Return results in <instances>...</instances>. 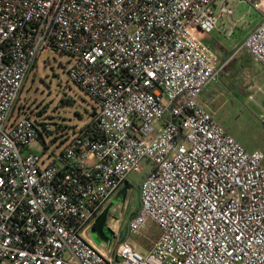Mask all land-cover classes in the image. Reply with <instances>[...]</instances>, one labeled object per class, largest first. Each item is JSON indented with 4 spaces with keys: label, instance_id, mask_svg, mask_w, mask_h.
Masks as SVG:
<instances>
[{
    "label": "built area",
    "instance_id": "2783aa9c",
    "mask_svg": "<svg viewBox=\"0 0 264 264\" xmlns=\"http://www.w3.org/2000/svg\"><path fill=\"white\" fill-rule=\"evenodd\" d=\"M216 1L0 0V264H264V152L201 103L239 52L264 66V0H238L262 20L224 60L198 37L218 28ZM47 50L74 58L98 111L44 160L32 148L55 125L17 107ZM145 162L128 236L160 235L103 251L87 231Z\"/></svg>",
    "mask_w": 264,
    "mask_h": 264
},
{
    "label": "rangeland",
    "instance_id": "374dc122",
    "mask_svg": "<svg viewBox=\"0 0 264 264\" xmlns=\"http://www.w3.org/2000/svg\"><path fill=\"white\" fill-rule=\"evenodd\" d=\"M225 2L232 5L228 15L234 20L230 27H234L236 31L234 39L237 40L245 31H250L259 24L262 13L253 9L249 3L238 0H220L217 8H214L217 16L221 12L220 6ZM222 41L231 49L235 47L233 38H222ZM241 52L234 57V68H225L218 82L210 85V111L227 133L247 151L264 152V66L246 51ZM73 63L74 58L69 54L51 50L42 52L18 101L17 112L21 110L23 115L33 119L45 118L55 125L53 136L46 140L47 146L39 144L32 148L44 160L59 155L64 147V138L71 137L76 130L86 127L98 111L91 96L70 80L68 70ZM252 95H256L255 100L250 99ZM61 130L63 137L60 136ZM151 169L152 166L145 162L141 172L129 175L127 183L131 191L125 204L118 201L109 212L105 229L112 246L127 239L128 221L140 207V183ZM159 235L157 226L149 223L139 235L126 241L136 244L140 251H144L152 247Z\"/></svg>",
    "mask_w": 264,
    "mask_h": 264
},
{
    "label": "crops",
    "instance_id": "0c3cea01",
    "mask_svg": "<svg viewBox=\"0 0 264 264\" xmlns=\"http://www.w3.org/2000/svg\"><path fill=\"white\" fill-rule=\"evenodd\" d=\"M220 0H217L215 3V8H217V5L219 4ZM221 7V12L219 14V25L218 28L212 32L210 35H206V34H202L200 33L198 35L199 39L208 44L212 51L220 58V59H228L234 52L235 50L240 46V44L244 41V39L250 34V32H252L257 26L258 23L255 25V27L253 29H251L250 31H245L242 35L239 36V38L236 40L234 39L235 35H236V31L234 30L233 35L232 36H228V30L230 29L232 22L234 20H231L229 18L228 12H230V9L232 7V5H230V3L225 2L222 4ZM215 10V9H214ZM216 13V10H215ZM231 14V13H230ZM232 18H234V15L232 16ZM262 20V17H261ZM260 20V22H261ZM259 22V23H260ZM216 33V34H215ZM222 38L230 40L231 38H233V40H235L236 44L235 47L233 49H231L230 47H228L226 45V43H224L222 41ZM232 50V51H231ZM242 53V52H241ZM248 53V52H247ZM249 54V53H248ZM213 84V83H212ZM211 85V84H210ZM210 85H208L202 96H201V103L203 105H205L209 110H210V101L211 99L209 98V87ZM127 187V195L125 198V201H120V199L117 197L118 193L124 188ZM131 191V188L129 187L128 183H126L108 202V204L105 206L104 210L106 208H108L111 204L115 203L116 201H120L121 204H125L127 197L129 195V192ZM140 195V193H139ZM116 202V203H117ZM115 203V204H116ZM114 204V205H115ZM114 208V207H113ZM112 208V209H113ZM104 210L102 212H104ZM137 214V212L135 213ZM134 214V215H135ZM100 216V215H99ZM98 216V217H99ZM97 217V218H98ZM133 218V217H132ZM131 218V219H132ZM96 221V220H95ZM95 221L90 225L88 231H87V238L89 239V241H91L96 247H98L99 249L103 250V251H108V249L112 246V241L108 238H104L102 236H100L97 232H93L92 228L95 224ZM129 222V221H128ZM128 234V233H127ZM127 237V236H126ZM122 242V241H121ZM120 242V243H121ZM140 249L142 250L143 247H141V245L139 246ZM143 251V250H142ZM147 250H144L143 252H145Z\"/></svg>",
    "mask_w": 264,
    "mask_h": 264
},
{
    "label": "water",
    "instance_id": "95a60500",
    "mask_svg": "<svg viewBox=\"0 0 264 264\" xmlns=\"http://www.w3.org/2000/svg\"><path fill=\"white\" fill-rule=\"evenodd\" d=\"M126 195H127V187H124L118 193V196L117 197L120 199V201H125ZM115 203L111 204L108 208H106L104 210V212H102L100 214V216L96 219L95 224H94V226L92 228V231L93 232H97L100 236H102L104 238H108V236H107V230L105 229V223H106V221L108 219L109 212L111 211V209L113 208V206H114Z\"/></svg>",
    "mask_w": 264,
    "mask_h": 264
},
{
    "label": "trees",
    "instance_id": "16d2710c",
    "mask_svg": "<svg viewBox=\"0 0 264 264\" xmlns=\"http://www.w3.org/2000/svg\"><path fill=\"white\" fill-rule=\"evenodd\" d=\"M235 61H236V59H234L233 58V60L228 64V66L226 67V69L228 70V69H233L234 68V66H235ZM136 216V214L133 216V218ZM127 236H128V234H127ZM127 239H129V236L127 237ZM127 239H125V240H123L122 242H125ZM121 242V243H122Z\"/></svg>",
    "mask_w": 264,
    "mask_h": 264
}]
</instances>
